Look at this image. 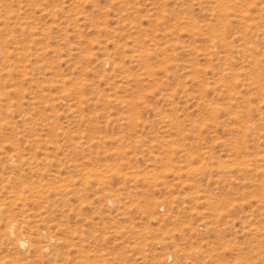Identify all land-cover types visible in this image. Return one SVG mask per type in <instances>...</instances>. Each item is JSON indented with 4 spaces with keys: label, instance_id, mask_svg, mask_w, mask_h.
Returning <instances> with one entry per match:
<instances>
[{
    "label": "rangeland",
    "instance_id": "rangeland-1",
    "mask_svg": "<svg viewBox=\"0 0 264 264\" xmlns=\"http://www.w3.org/2000/svg\"><path fill=\"white\" fill-rule=\"evenodd\" d=\"M0 264H264V0H0Z\"/></svg>",
    "mask_w": 264,
    "mask_h": 264
},
{
    "label": "bare ground",
    "instance_id": "bare-ground-1",
    "mask_svg": "<svg viewBox=\"0 0 264 264\" xmlns=\"http://www.w3.org/2000/svg\"><path fill=\"white\" fill-rule=\"evenodd\" d=\"M13 224H11V226H12Z\"/></svg>",
    "mask_w": 264,
    "mask_h": 264
}]
</instances>
